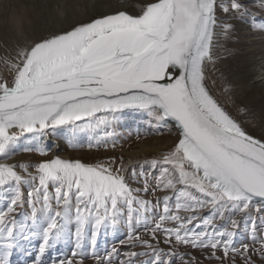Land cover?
Returning a JSON list of instances; mask_svg holds the SVG:
<instances>
[{"label": "snow or ice", "instance_id": "obj_1", "mask_svg": "<svg viewBox=\"0 0 264 264\" xmlns=\"http://www.w3.org/2000/svg\"><path fill=\"white\" fill-rule=\"evenodd\" d=\"M237 24L264 35V0H144L137 14L119 11L76 23L20 48L15 62L5 61L13 75L0 79V191L11 195L0 196V264H10L21 242L37 235L42 242L32 264H41L46 251L68 236L75 238L73 257L85 254L77 250L90 238L99 262L98 235L118 226L127 229L129 247L150 250L128 252L121 264L139 256L150 257L141 264H200L191 252L175 251L181 246L211 249L204 257L209 260H226L231 252L243 264H256L253 255L264 264V238L255 229L250 239L259 247L249 254L248 244L235 248V233L215 223L248 214L253 204L264 211V126L253 135L238 119L249 115L247 106L229 96L233 115L205 83L204 65L215 63L214 42L232 39ZM125 110L177 129L172 147L144 161L140 172L133 167L127 175L123 159L117 166L115 157L5 162L19 152L45 157L49 150L39 142L49 134L109 125ZM144 164L159 169L154 183ZM139 226L149 240L135 233Z\"/></svg>", "mask_w": 264, "mask_h": 264}, {"label": "rangeland", "instance_id": "obj_2", "mask_svg": "<svg viewBox=\"0 0 264 264\" xmlns=\"http://www.w3.org/2000/svg\"><path fill=\"white\" fill-rule=\"evenodd\" d=\"M143 2L144 0H124V2L115 0H0V79L11 80L13 70L5 61L15 62L17 51L23 47H30L33 41L69 30L76 23L88 22L92 19L90 16H95L102 10H111L113 4L124 7L125 12L129 14H137L138 6ZM244 28L245 26L237 24V31L232 39L224 41L217 38L214 42L212 55L215 63H205V83L211 94L233 115H236V107L229 100V96H234L238 102L246 105L249 115L244 118L238 117V119L246 121L245 126L253 135H259L258 129L264 126V35L247 32L243 30ZM225 85H230L232 92H224L223 86ZM110 120L109 125L82 127L74 132L70 129H59L58 135L49 134L39 142L40 146H47L49 150L47 156L41 157L35 152H19L5 162L30 161L35 163L55 155L62 159H79L85 163H94L115 157L117 166L121 158L123 159L124 167L129 169L126 174L130 176L133 167L140 172V165L144 161L158 158L176 141L177 130L170 123L163 127L158 126L156 121L146 113L126 110L115 114V119L110 117ZM113 143L115 147L112 146ZM134 153L135 156H133ZM143 171L151 174L149 180L154 183L152 177L158 174L159 169H153L144 164ZM165 194L171 195V193H157L158 196ZM10 195L11 193L0 191V196ZM145 198L153 201L156 199L152 195ZM3 203L4 201H0V206ZM257 207L258 205L253 204L248 214L237 212L231 214L227 221H215L218 226L223 225L228 231L235 233L231 238L235 248L241 249L242 244H248L249 254H251V249L259 247V244L250 239L253 229L257 237L264 238V219H262L264 211L257 212ZM207 214L208 210L205 209L202 215ZM182 215L186 214L182 213ZM18 218L22 219V217ZM232 220L236 221L235 228L231 226ZM166 226L171 227L172 225ZM71 230L74 232V226ZM135 233L142 240L150 239L143 226L137 227ZM126 237L127 229L123 226H118L116 231L109 230L107 233L101 231L95 245V253L100 257L98 262L91 255L93 247L90 238L84 241L83 249L77 250L85 254L73 257L75 238L68 236L46 251L41 258V264H53L54 260L58 264L61 259H72L73 264H76L77 260H82V264H105L104 257L113 249L117 251L113 254L112 264H121V261L128 259L126 256L128 252L150 251L139 245L129 247L132 242ZM223 239L229 238L225 236ZM41 242L39 235L32 237L30 241H22L21 248L10 256V264H32ZM152 242L155 243V241ZM160 247L168 251L167 245L161 243ZM175 251L191 252L200 264H232L233 259L236 264H243L239 253L230 252L226 260H209L204 257L210 254L211 249L193 250L181 246ZM216 255L222 257L223 254L217 250ZM252 258L256 264H261L257 255H253ZM148 259H150L149 256H139L132 259V264H141V261ZM176 264H180V261L177 260Z\"/></svg>", "mask_w": 264, "mask_h": 264}, {"label": "bare ground", "instance_id": "obj_3", "mask_svg": "<svg viewBox=\"0 0 264 264\" xmlns=\"http://www.w3.org/2000/svg\"><path fill=\"white\" fill-rule=\"evenodd\" d=\"M115 1H118V2H124V0H115ZM126 9H124V7L122 8V6H120V5H116V4H113V5H111V10H102L101 12H99V13H96L95 14V16H90L91 18H96V17H98V16H102V15H108V14H115V13H117V12H119V11H125ZM90 17H89V19H90ZM4 27V26H3ZM6 79V78H5ZM136 154L134 153V155L133 156H135ZM132 156V157H133ZM134 158H136V157H134ZM138 158V157H137Z\"/></svg>", "mask_w": 264, "mask_h": 264}, {"label": "water", "instance_id": "obj_4", "mask_svg": "<svg viewBox=\"0 0 264 264\" xmlns=\"http://www.w3.org/2000/svg\"><path fill=\"white\" fill-rule=\"evenodd\" d=\"M126 111V110H125ZM175 129L176 127L174 126V123L173 122H169ZM177 130V129H176Z\"/></svg>", "mask_w": 264, "mask_h": 264}]
</instances>
